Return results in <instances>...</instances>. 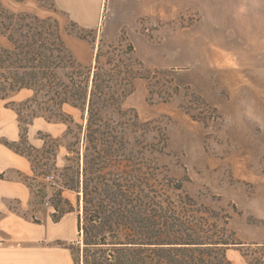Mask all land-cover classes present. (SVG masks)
Segmentation results:
<instances>
[{
  "label": "trees",
  "instance_id": "trees-1",
  "mask_svg": "<svg viewBox=\"0 0 264 264\" xmlns=\"http://www.w3.org/2000/svg\"><path fill=\"white\" fill-rule=\"evenodd\" d=\"M37 1L56 9L54 0ZM69 26L70 34L93 45L92 64L75 59L55 17L16 12L0 0V100L23 90L31 92L16 108L23 123L19 141L2 143L27 158L32 179H49L54 190L49 201L52 221L73 211L62 192L76 194L78 238L58 244L70 250L73 264H238L225 253L230 243H241L228 238L230 216L198 204L184 190L187 177L168 175L155 156L163 154L166 136L154 126L157 135L147 140L150 122L140 121L133 108L123 107L136 78L151 82L153 77L158 83L164 71L147 68L125 34L110 41L101 33L97 43L98 30L74 21ZM91 32L96 36L89 39L84 33ZM174 86L177 95L181 88ZM185 90L196 100L189 109H205L210 119L224 120L201 95L188 87ZM171 97L160 96L161 101ZM64 105L78 108L85 123L78 125L79 135L70 134L68 126L66 134L73 138L65 146L69 162L56 174L52 169H56L57 142L50 138L40 149L34 147L28 142V127L39 115L73 122L62 110ZM201 114L195 118L209 121ZM28 179L24 182L32 197H45L47 184L41 182L42 189L39 184L34 189ZM247 264H264V255L254 256Z\"/></svg>",
  "mask_w": 264,
  "mask_h": 264
},
{
  "label": "rangeland",
  "instance_id": "rangeland-1",
  "mask_svg": "<svg viewBox=\"0 0 264 264\" xmlns=\"http://www.w3.org/2000/svg\"><path fill=\"white\" fill-rule=\"evenodd\" d=\"M1 1L9 9L18 12L13 0ZM140 1L104 0L103 23L114 36L98 28H94L98 30V36L93 32L84 34L89 39L96 36L97 43L101 33L110 41H116L121 34H125L137 48L135 54L147 68L164 71L158 83L153 77L149 78L151 82L136 78L134 91L124 100L123 107L133 108L140 121L150 122L145 136L147 140L151 141L157 135L154 126L159 127L166 136L163 154L155 156L160 164L166 166L168 175L187 177L183 181L184 190L198 204L210 207L220 216H230L226 227L232 233L228 238L241 243H230L226 247V257L238 264H247L254 256L264 255V122L260 121L264 115V105H255L253 102L264 101V58H227L225 62L233 69L228 71L217 64L216 61L221 58L207 57L205 51L196 53L191 46L201 43L199 37L206 30L205 26L198 25L190 34L187 28L199 18L198 10L187 7L175 18L160 20L141 15L143 7ZM51 13L58 20L64 38L76 37L70 34L71 19L65 11L55 9ZM227 28L230 27H223ZM233 28L236 30V27ZM135 33H141L143 39H135ZM209 36L212 37L211 32ZM231 44L235 45L236 42ZM239 76L245 82H239ZM230 83L234 84L233 88ZM176 84L181 88L177 95L173 94ZM186 87L216 107L224 120L210 119V111L205 109H189L190 102L196 100L185 90ZM149 88L152 89L151 95ZM30 95V91L23 90L0 100V149L7 148L2 143L4 140L19 141V124L23 123L19 122L16 108ZM161 95L172 97L168 101H161ZM62 110L71 116L73 122L39 115L29 125L27 136L28 142L38 149L45 140L55 139L58 144L53 152L55 157L52 154L47 156L51 162L54 157L56 169L52 170L56 174L69 162L66 160L65 146L73 138L66 134L68 126L71 128L70 134L79 135L78 125L85 123L78 108L64 105ZM198 113H202L209 121L202 122L195 118L200 115ZM32 173L31 167L23 172L18 164H7L0 177L15 178L23 183L25 178H29L34 189H37L38 184L39 189H42L40 183H46L45 197L34 199L30 192V207L35 210L23 212V216L34 223L43 221L42 225L50 228L52 238L46 237L39 244L75 242L78 238L76 194L62 192L63 197L72 203L73 211L54 222L50 217L52 207L49 203L54 197V190L48 178L32 179ZM39 199L45 201L40 203ZM12 205L17 207V202L13 201ZM68 251V264H73L71 252Z\"/></svg>",
  "mask_w": 264,
  "mask_h": 264
},
{
  "label": "crops",
  "instance_id": "crops-1",
  "mask_svg": "<svg viewBox=\"0 0 264 264\" xmlns=\"http://www.w3.org/2000/svg\"><path fill=\"white\" fill-rule=\"evenodd\" d=\"M54 3L57 10L65 11L70 21L79 26L98 28L114 36L103 23L104 0H54ZM140 3L143 7L141 15L160 20L175 18L188 8L198 10L199 18L187 28L190 34L198 25L205 26L206 30L199 37L201 43L191 46L196 53L205 51L207 57L221 58L216 61L217 64L228 71L233 69L225 62L227 58H264V0H141ZM13 4L18 11L52 16V9L42 6L37 0H13ZM135 34V39H143L141 33ZM64 40L77 61L84 65L94 62L95 49L91 43L76 37ZM234 42L236 49L231 44ZM239 82H245L242 76H239ZM233 85L230 83L231 88ZM253 102L264 105V101ZM260 121L264 122V115ZM7 164H18L23 172L30 170L27 158L9 148L0 149V174ZM13 201L17 202V207L12 205ZM30 202V191L25 183L15 178L0 177V264H68V249L59 244H39L46 237L52 238V235L50 228L42 225L43 221L34 223L23 216V212L35 210L30 207Z\"/></svg>",
  "mask_w": 264,
  "mask_h": 264
}]
</instances>
